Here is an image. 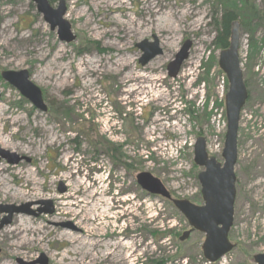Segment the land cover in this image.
<instances>
[{"label":"rangeland","instance_id":"374dc122","mask_svg":"<svg viewBox=\"0 0 264 264\" xmlns=\"http://www.w3.org/2000/svg\"><path fill=\"white\" fill-rule=\"evenodd\" d=\"M111 4L117 9L101 8L98 0H66L65 19L77 40L65 44L31 0H0V107L8 121L0 124V137L9 142L7 147L0 145V166L19 167L21 177L31 174L49 192L39 201L36 197L27 202L0 201V230L19 216L4 224L13 207L50 230L42 250L29 249L9 262L59 264L74 252L95 256V264L122 261L123 256L126 264H204L203 239L180 244L177 237L187 229L184 219L172 204L142 191L136 177L151 174L175 199L202 202L198 181L202 169L194 163V146L204 138L209 156L224 163L227 118L220 97L228 93L229 84L218 64L225 49L216 45V39L217 23L232 11L241 27L239 52L249 98L238 133L234 226L229 234L235 248L216 264H255L253 258L264 255V186L257 188L264 169V22L260 20L264 2L116 0ZM252 8L257 16L250 20ZM198 21L201 30L194 26ZM146 22L154 25L145 27ZM161 30L171 34L169 42ZM110 31L113 36L106 34ZM155 40L163 55L142 67L143 53L136 46ZM187 41L192 43L189 59L172 79L167 67ZM94 63L96 74L90 73ZM22 71L42 91L47 113L1 78L2 72ZM12 119L18 125L6 133ZM71 176L78 183V201L97 193L101 197L96 201L104 196L109 205L105 221L100 217V222H89L88 230L100 226L98 234L105 236L94 240L96 247L84 245L90 241L86 233L75 248L57 233L79 231L75 217L55 216L61 202L50 200L69 194L62 179ZM4 179L10 188L19 189L20 177L7 172ZM112 253L113 259L104 261ZM8 256L9 250L0 246V262Z\"/></svg>","mask_w":264,"mask_h":264},{"label":"water","instance_id":"95a60500","mask_svg":"<svg viewBox=\"0 0 264 264\" xmlns=\"http://www.w3.org/2000/svg\"><path fill=\"white\" fill-rule=\"evenodd\" d=\"M31 1L36 6L37 12L42 16L44 22L49 25L51 31H57L60 42L71 44L77 40L71 24L65 19L67 13L66 1H60L57 7H54L50 0ZM240 41L241 27L237 21L232 25L229 46L220 53L218 61L219 68L226 75L229 83V91L225 99L227 134L222 155L224 163L220 164L215 158L208 155L204 138H198L194 147V163L202 169L198 175V181L201 185V195L205 205L196 206L187 200H173L170 192L160 180L148 173L137 176V184L143 191L149 195L171 201L194 230L206 234L203 251L209 263L218 262L234 248L229 242L228 236L234 221L237 180L235 167L238 161L239 126L242 111L248 100V90L239 52ZM136 47L143 53L139 61L142 67L163 55L157 40L154 43L144 41ZM191 49L192 43L187 41L176 55L175 60L168 65L170 78L176 79L178 77L182 66L189 59ZM1 77L6 83L18 90L34 108L42 113H47L48 107L44 101L43 93L30 81L27 71L3 72ZM7 157L9 158V155ZM19 161L20 159L16 160L15 163ZM9 163L14 162L9 160ZM10 209L7 212L9 216L4 223L5 225L11 222L15 214L23 213L15 207ZM45 213H52V209L45 210ZM188 236L189 232L185 233L181 241H184ZM254 262L255 264H264V255H256Z\"/></svg>","mask_w":264,"mask_h":264},{"label":"bare ground","instance_id":"6f19581e","mask_svg":"<svg viewBox=\"0 0 264 264\" xmlns=\"http://www.w3.org/2000/svg\"><path fill=\"white\" fill-rule=\"evenodd\" d=\"M110 1H116V0H98V4L101 8H109L112 10L117 9L115 5L117 4H111L108 5ZM108 5V6H107ZM187 14V13H186ZM81 18V17H80ZM131 24V22H129ZM117 25H120L117 23ZM154 25V22H146L145 27H149ZM195 28H198V30H201L200 22H195ZM161 35L163 39L167 42L171 39V34L168 31L161 30ZM110 36H113V32L106 33ZM123 39V37H121ZM125 42V41H124ZM118 63V62H117ZM116 63V68H119V63ZM102 69V68H100ZM120 69V68H119ZM117 69V70H119ZM98 72L96 63H94L93 68L91 69L90 73L96 74ZM84 76V72L81 74ZM68 78H65L64 80L67 81ZM263 92V91H262ZM261 92V93H262ZM3 108L0 107V124L2 122H8L2 118ZM20 119H18L19 121ZM20 123V122H19ZM9 127L7 128L5 126L6 133L10 132L9 129L16 127L17 122L16 120L12 119L9 121ZM8 129V130H7ZM14 137V135H13ZM259 142V141H258ZM257 142V143H258ZM261 142V141H260ZM259 142V143H260ZM0 145L3 147L9 146V142L6 141V139L1 136L0 137ZM25 153V152H24ZM26 154V153H25ZM19 168V167H18ZM16 166L13 168H4L2 165L0 166V201L9 202V201H15V200H21L24 202H27L28 200H33L34 197L38 198L37 201L42 200L43 195L49 193L47 190H45V185L42 184L40 186L39 182L36 180L37 178H33L31 174H29L26 177H21V172H18ZM13 173V175L17 176L19 180H21L18 183V190H13L10 188L8 184H6L4 176L6 173ZM261 173L259 176L261 180H259L258 187L264 186V169H261ZM18 180V181H19ZM63 182L67 184V189L70 190L68 195L65 196H59V197H52L50 199L51 201H58L61 202V210H58L57 214H55L56 217L59 218H66L73 216L75 217L73 222L75 223V226L77 229L79 228L78 234H74L73 231L75 229H71L70 232L68 231H62L57 232L62 239H68L72 242V247L75 248L78 243L83 241V234L86 233V236H89L90 241L85 243V246H92L96 247L99 244L95 243V239H100L105 236H99L98 233H100L101 229L99 227H94L92 230H88L89 222H100V217L103 218L105 221L107 218H105L107 215H109L110 208L107 204V201L104 199V196L101 198L99 202L96 201V198L101 197L100 194H92L90 193L89 198L86 201H78L79 193L76 190V187H78V183L76 180H74V177L71 176L66 179H62ZM41 187V189H40ZM89 193V192H88ZM108 206V207H107ZM83 208V210L79 213H76L75 211L78 209ZM99 209L102 211L98 214ZM53 219V218H52ZM72 222V223H73ZM8 225V224H7ZM101 225V224H99ZM105 230V229H103ZM49 233L50 230H47L44 227H40L37 225V221L29 218L26 215L16 216L14 220L12 221L11 225L4 227L0 230V246L5 247L9 250V256L6 257L3 261L0 262V264H11L9 260L13 256H19L24 255V253L29 249H39L42 250L45 246V243L47 242V236L46 233ZM79 235V236H77ZM122 247V246H121ZM118 247L114 250L117 251ZM69 257L71 258H63V263L59 264H95L96 257L91 256L90 254H86L85 256H82L78 253H69ZM114 253L108 254L104 257V261H110V259H113ZM126 258L123 256L122 261H119V258L117 260H111L108 264H126ZM89 261V262H88Z\"/></svg>","mask_w":264,"mask_h":264},{"label":"trees","instance_id":"16d2710c","mask_svg":"<svg viewBox=\"0 0 264 264\" xmlns=\"http://www.w3.org/2000/svg\"><path fill=\"white\" fill-rule=\"evenodd\" d=\"M60 2V1H66V0H50L51 4H54V2ZM252 1V0H250ZM229 8V7H228ZM250 20L257 16V12L254 8L250 9ZM263 15V14H262ZM262 22H264V16L260 18ZM234 22H237V18L234 15L232 11H227L222 16V19L219 23H217V26H219V33L218 37L216 39V45H218L221 49H226L229 46L230 36H231V29ZM129 170L132 168V166H128ZM168 233L162 234L161 237L166 238L168 236Z\"/></svg>","mask_w":264,"mask_h":264},{"label":"flooded vegetation","instance_id":"af4514ba","mask_svg":"<svg viewBox=\"0 0 264 264\" xmlns=\"http://www.w3.org/2000/svg\"><path fill=\"white\" fill-rule=\"evenodd\" d=\"M52 5H54V4H52ZM3 73V72H2ZM1 73V74H2ZM2 78V77H1ZM207 144V143H206ZM216 159V158H215ZM217 160V159H216ZM200 174V173H199ZM198 174V175H199ZM200 194H201V192H200ZM171 196H172V199L173 200H179V201H181V200H186V199H181V198H174L173 197V195H172V193H171ZM201 200H202V202H200V204L199 203H194V202H192L191 200H187L188 202H190L191 204H193V205H196V206H204L205 205V202H204V200H203V197H202V195H201ZM170 204H172V206L176 209V211L179 213V215L184 219V221H185V223H186V225H187V229L186 230H184L180 235H179V237H177V240L179 241V243L180 244H184V243H186L187 241H189V240H192V239H197V238H202L203 239V241H202V244L200 245L201 246V252H202V258H203V260L205 261L204 262V264H208V261L206 260V258H205V255H204V251H203V246H204V244L206 243V234H204V233H201V232H199V231H197V230H194V228L189 224V222H188V220L184 217V215L183 214H181L180 212H179V210L174 206V204L172 203V202H169ZM233 226H234V221H233ZM233 226H232V228H233ZM219 228H220V226H219ZM232 228H231V230H232ZM231 230H230V232H231ZM170 232V231H169ZM187 232H189V236H188V238H186L184 241H181V238L184 236V234L185 233H187ZM230 234V233H229ZM229 237V236H228ZM194 239V240H195ZM230 241V240H229ZM231 243V242H230ZM232 244V243H231ZM233 246H234V248H235V245L234 244H232ZM234 248H233V250H234ZM232 250V251H233Z\"/></svg>","mask_w":264,"mask_h":264},{"label":"built area","instance_id":"2783aa9c","mask_svg":"<svg viewBox=\"0 0 264 264\" xmlns=\"http://www.w3.org/2000/svg\"><path fill=\"white\" fill-rule=\"evenodd\" d=\"M224 95H225V93L223 92L221 97H220L222 100L224 99Z\"/></svg>","mask_w":264,"mask_h":264}]
</instances>
